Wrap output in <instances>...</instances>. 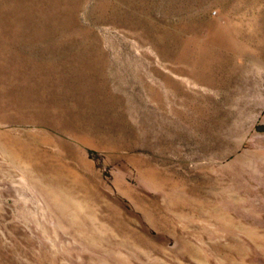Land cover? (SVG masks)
Segmentation results:
<instances>
[{"label": "rangeland", "instance_id": "374dc122", "mask_svg": "<svg viewBox=\"0 0 264 264\" xmlns=\"http://www.w3.org/2000/svg\"><path fill=\"white\" fill-rule=\"evenodd\" d=\"M264 0H0V264H264Z\"/></svg>", "mask_w": 264, "mask_h": 264}, {"label": "water", "instance_id": "95a60500", "mask_svg": "<svg viewBox=\"0 0 264 264\" xmlns=\"http://www.w3.org/2000/svg\"><path fill=\"white\" fill-rule=\"evenodd\" d=\"M257 129L258 130H263L264 129V125L257 127Z\"/></svg>", "mask_w": 264, "mask_h": 264}]
</instances>
